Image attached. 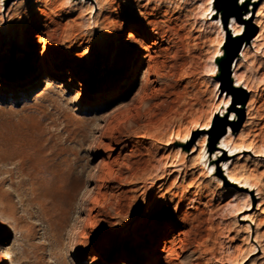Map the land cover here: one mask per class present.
I'll return each instance as SVG.
<instances>
[{"label":"rangeland","instance_id":"1","mask_svg":"<svg viewBox=\"0 0 264 264\" xmlns=\"http://www.w3.org/2000/svg\"><path fill=\"white\" fill-rule=\"evenodd\" d=\"M99 1L0 0V61L19 64L34 37L52 63L25 83L0 71V258L264 264V54L251 46L264 0H246L247 24L234 0H213L220 15L207 0ZM244 39L253 52L237 68ZM226 127L243 147L218 155L234 181L206 160Z\"/></svg>","mask_w":264,"mask_h":264},{"label":"bare ground","instance_id":"2","mask_svg":"<svg viewBox=\"0 0 264 264\" xmlns=\"http://www.w3.org/2000/svg\"><path fill=\"white\" fill-rule=\"evenodd\" d=\"M5 1H7L6 5H8L9 4V0H5ZM69 1L72 2L71 3L72 5H70V6H74L77 2H79V0H69ZM93 2L95 3V5L97 7H99V5H100V1L99 0H92V3ZM247 3H249V2H247L246 0L244 2H242L240 0H234V7L237 9L238 12H240V17H236V19L242 21L243 24L249 23V19L246 18L247 14L249 12L253 11V9H254L251 6H246ZM244 5H245V7H244ZM221 10H222V7H221V3L220 2H219L218 10H216L215 7H213V2H212L211 10H210V12L208 14L215 13V14H219L220 15L222 13ZM259 15H260V17H258ZM263 16H264V11H262L261 8H259L257 13H256V17H258V18L254 20V24L259 28V31H258L257 35L254 37V40H253V38L251 39V41L253 40V42L252 43L250 42L251 46L254 47V49H252V50H254V52H257V53H260V51H261L260 54H262V55L264 54V36H263V34H264L263 33V28L264 27H263L262 21H261ZM43 22L46 23V21H43ZM229 23H230V21H229ZM118 24H119V22L116 21L115 23H113V26H116ZM44 26L46 27V25H44ZM231 29H232V32L237 37L242 38L244 36V34L239 35L240 31L242 29L239 24H236L235 22H232L231 23ZM138 38H139V34H137V32H135L133 30L126 31V33H125V35L123 37L124 47L128 48V49H131L133 47V44H136V40ZM38 43H39L38 48L42 50L40 53H39V51L37 49L34 37L31 38V42L29 43V46L24 51L25 55H24L23 59L17 65H12L9 62L0 61V71L2 72V75L3 76H10L13 73H15L16 70H19L21 72H25L26 74H28V76H27V79H24L22 81V83H25L27 81H32L34 79H38L41 75H46V73H47V71L49 69L48 67L52 65V63L49 61V59H47L45 57L48 54V52H50V48H49V45L44 40L41 41L40 38L38 40ZM245 46H249V43H248V41H246L244 39L242 48H241V50H239V54L235 58V61L238 62L237 63V68H239L240 65H242V62L238 61V60H241V58H242V60L245 61L247 56H248V54L253 52V51H250L249 48H244ZM39 54L42 55V61H40L38 63H35L37 55H39ZM140 58H142L141 49L138 47L136 49L135 59H140ZM148 67H149V70H150V65ZM125 70H127V69H125ZM52 74L54 76H57V75H60V74H64V75L69 76V75H72V74H75V73H73L71 71H68V70L62 71V73H59L57 69L56 70L54 69ZM234 76H235L234 78H236L235 79L236 85H233L232 88L240 89L239 93L242 94V95H243V92H241V90H243V89H245V91L247 93H251L252 92V87L247 85L243 78H239L236 75V73L234 74ZM232 81H233V79H232V76H231V83H232ZM19 84H21V81L17 85H19ZM241 84L243 85L242 88H241ZM230 89H231V87H230ZM225 100H227V99H224L223 101H225ZM231 106L235 107L236 105H231ZM238 108L240 110H243L244 103H239L238 104ZM246 109H247L246 110V116H247V119L249 120V117H250L249 116V111H250L249 104L247 105ZM232 134H235V131L233 129H230V128L226 127V133L220 137L218 142H215V145L212 146L214 148V153L210 154L209 156H207L206 160H210V161L214 162L215 159H216V161H218V163H219V168H221L220 175H222V177H223V176H226V173H228L229 179L234 181V180H237V179H235V177L230 173V171H228V168L230 167V166L228 167V164L230 162L229 157H227L229 160L228 159H226V160L225 159L224 160H218V155H219V152H221V151L225 152V151H229V150H232V149H236L237 151H240L241 148L243 149V147H239L238 145H236L235 142L233 143V141L231 139V138H233ZM214 146H216V147H214ZM244 149H248L249 150L250 148H244ZM250 150H252V149H250ZM222 155H223V153H222ZM254 155H259V153H255L254 152ZM224 156H225V154H224ZM228 156H229V154H228ZM239 157H241V156L239 155ZM211 165H213V164L211 163ZM114 178H116V177H114ZM247 184L252 190L255 191L254 194L256 195V197L258 199H261L262 193H263L261 188L260 187L257 188L256 184H252L249 181H248ZM169 245H170V242L165 243L164 244V248H163L162 251L166 252V253H169L170 252V246ZM5 256L0 258V264H10ZM165 259L166 258L164 257V260ZM97 260H99V259H97Z\"/></svg>","mask_w":264,"mask_h":264},{"label":"snow or ice","instance_id":"3","mask_svg":"<svg viewBox=\"0 0 264 264\" xmlns=\"http://www.w3.org/2000/svg\"><path fill=\"white\" fill-rule=\"evenodd\" d=\"M212 2H213V0H207V3H208L209 5H211ZM218 54H219V53H218ZM226 107H227V100L222 101L221 104L217 106V111H220L221 108H226ZM221 114H223V113H221ZM228 118L231 119V116H229ZM199 126H202V127H204V128L209 127V125H208L207 123H205V124H203V125H199ZM185 138H187V137H185Z\"/></svg>","mask_w":264,"mask_h":264},{"label":"water","instance_id":"4","mask_svg":"<svg viewBox=\"0 0 264 264\" xmlns=\"http://www.w3.org/2000/svg\"><path fill=\"white\" fill-rule=\"evenodd\" d=\"M230 2H233V0H230Z\"/></svg>","mask_w":264,"mask_h":264}]
</instances>
